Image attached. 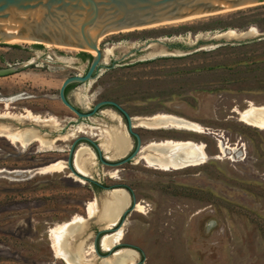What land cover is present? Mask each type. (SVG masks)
<instances>
[{
  "label": "rangeland",
  "instance_id": "374dc122",
  "mask_svg": "<svg viewBox=\"0 0 264 264\" xmlns=\"http://www.w3.org/2000/svg\"><path fill=\"white\" fill-rule=\"evenodd\" d=\"M252 27L264 33V1L193 22L105 34L97 76L69 91L70 100L84 109L111 99L133 117L168 113L205 128L203 133L134 128L144 145L166 139L203 142L209 159L198 166L163 170L136 159L110 166L94 154L90 175L105 185L129 186L144 206L131 210L121 227L120 242L145 253L132 251L136 256L128 264L143 259V264H264V129L240 121L237 112L251 103L264 105V37L212 40ZM37 44L0 42V67L32 62L0 76V112L11 116L0 119V129L35 128L55 140L50 148L39 141L25 148L0 136V264H68L55 255L50 228L75 215L87 217L88 203L106 191L69 168L40 171L67 160L78 136L101 138L102 146L104 140L109 143L108 130L120 126L131 137L126 119L111 106L70 123L78 116L61 101L59 90L65 78L83 74L91 60L80 55L81 49ZM17 95L22 98L7 108L3 100ZM28 110L57 120L37 123L25 118ZM67 133L73 134L59 138ZM220 141L230 147L226 155ZM96 230L86 239L85 253L92 260H100L92 251ZM91 259L87 262L93 264Z\"/></svg>",
  "mask_w": 264,
  "mask_h": 264
},
{
  "label": "water",
  "instance_id": "95a60500",
  "mask_svg": "<svg viewBox=\"0 0 264 264\" xmlns=\"http://www.w3.org/2000/svg\"><path fill=\"white\" fill-rule=\"evenodd\" d=\"M264 0H0V42H10L19 39L39 44L49 43L56 46H66L81 49L82 51L95 50L97 54H92L93 58L89 62L83 74H74L64 79L59 90L61 101L74 113L78 120L69 121L79 123L83 119H88L101 111L106 106H111L118 110L126 119L128 132L132 140V148L119 160H112L106 155L101 146V138L93 139L87 135H81L74 139L70 148L66 167L71 170L74 176L89 181L104 189L96 197V202L101 205L102 201L111 196L116 189L125 190L130 203L120 212L111 209L110 220L100 221L95 216L84 217L85 221L70 220L67 232L73 236L66 240L67 258L75 263L89 264L86 255V239L90 230L97 226L94 234L93 248L100 260H92L93 264H117L122 256H117L122 247L130 248L145 255L137 245L131 243H114L108 249L103 247V237L120 228L128 213L136 207L137 196L133 189L125 184L105 185L95 179L92 175L83 174L75 164L78 150L82 145L88 146L96 157L104 164L119 166L131 162L139 156L143 149L142 136L134 130L133 116L119 102L111 99H103L95 103L90 111L82 110L77 104L73 103L66 89L71 84H83L93 80L103 59V52L99 47V41L105 34L140 27L144 25L152 26L162 21L193 22L196 20L228 13L237 7H252L254 4ZM264 33L257 30L248 29L237 36L220 35L212 38L217 41L224 39L231 42H248L256 38H263ZM171 47V45H169ZM31 61H23L7 66L0 67V76H7L21 71L24 67L31 64ZM258 118H264V111L260 112ZM6 119V118H0ZM73 123V124H74ZM43 125H49L44 122ZM40 133V131H39ZM42 134V133H41ZM133 137V139H132ZM179 151L175 152L176 155ZM121 186H125L126 189ZM119 214L118 217L116 215ZM77 235V236H76ZM86 236V238H84ZM64 240V238H63ZM62 240V241H63ZM83 240V241H82ZM81 242V243H80ZM74 243L81 244L75 246ZM77 247V248H76ZM112 259L107 261L105 259ZM144 260V259H143ZM143 260L132 264H143ZM90 261V260H89ZM120 264V263H119Z\"/></svg>",
  "mask_w": 264,
  "mask_h": 264
},
{
  "label": "bare ground",
  "instance_id": "6f19581e",
  "mask_svg": "<svg viewBox=\"0 0 264 264\" xmlns=\"http://www.w3.org/2000/svg\"><path fill=\"white\" fill-rule=\"evenodd\" d=\"M248 7V5H246ZM246 6L237 7L243 8ZM180 21H162L157 24H167V23H177ZM149 25H144L140 27H132L124 30H133L137 28H143ZM254 31L257 30L255 27H252ZM241 32H238L234 29L228 31V33H222L221 35H230L237 36ZM220 36V35H218ZM24 41V40H11L10 42ZM154 46V45H153ZM113 50V49H112ZM92 54H97L95 50H88ZM108 51V50H107ZM110 51V50H109ZM112 52V51H111ZM22 98L21 95L12 96L3 100L5 102L6 107L10 106L11 102L17 101ZM264 111V105L259 106L251 103L246 109L238 110L240 121L258 127L260 129H264V118H258L260 112ZM110 115H108L109 117ZM8 112L2 113L0 112V118H10ZM26 119H31L33 121L38 122H46V121H54L57 120L55 117H43L39 114H34L32 111H27L25 116ZM113 119L114 116L112 115ZM110 118V119H111ZM133 125L134 127H146L149 129H162V128H173L178 130H187L191 132H205V128L196 121L189 120L184 117H180L174 114L168 113H158L152 116L147 117H133ZM55 124V123H54ZM56 126V125H55ZM78 128V127H77ZM83 127H79V131H83ZM110 134L109 143H106L104 140V145L102 147L111 153V157L116 158L126 154L132 148V140L128 136L125 130H122L120 126L116 128H112L108 130ZM73 134V133H72ZM72 134H63L60 135L59 138H68V136ZM0 136H4L8 138L12 143H19L23 147H27L33 141H39L41 146L43 147H52L55 140L48 139L45 135L40 134L39 131L35 128H25L21 130H10L0 129ZM57 139V138H56ZM63 139V140H65ZM219 148L221 153L226 155L227 148L229 146H225L223 141L219 142ZM236 150V148H234ZM177 155L175 152H177ZM209 159V155L206 151V145L203 142H194L190 140H174V139H166L160 142L155 140L149 141L146 145L143 146L142 151L139 153V156L136 158V161L144 160L149 166L160 168L163 170H177L186 168L189 166H198L205 163ZM94 160V152L86 145H82V147L77 152V157L75 160V164L80 172L83 174L90 175L92 170L90 168V164ZM66 167V163L62 160L53 162L41 169V173H49L56 171H63ZM113 176H116L113 174ZM82 180V179H81ZM129 204V197L123 189H116L111 193V196L106 197L102 204L99 205L96 200L88 203L87 212L88 215L93 217L95 216L97 219L101 220L104 218L106 221H114L115 219L110 220L109 213L111 209H117L119 212ZM111 206H114L112 208ZM144 206L140 203L136 204V209L141 211ZM119 214L116 215L118 217ZM71 220H79L85 221V218L82 215H75ZM70 221H66L64 223L58 224L50 228V237L52 240V247L54 249L55 255L61 257L68 264H82L75 263L72 260L67 258L66 249L64 246L66 245V240H69L70 234H65L67 232L68 225ZM122 227V226H121ZM118 228L117 233L114 234H106L102 240L103 247L108 249L114 243H118L122 239L123 231L122 228ZM114 231V232H115ZM68 237V238H67ZM64 238V240H63ZM63 240V241H62ZM79 247V246H78ZM77 248V247H76ZM127 250V251H125ZM131 250V251H130ZM94 251V248L92 249ZM136 250L126 248L120 250L117 256H122V259L117 264H128L129 260H133L132 257H135L136 253H131ZM107 261H112V259H105ZM90 264V263H89Z\"/></svg>",
  "mask_w": 264,
  "mask_h": 264
},
{
  "label": "trees",
  "instance_id": "16d2710c",
  "mask_svg": "<svg viewBox=\"0 0 264 264\" xmlns=\"http://www.w3.org/2000/svg\"><path fill=\"white\" fill-rule=\"evenodd\" d=\"M37 45H42V44H37ZM80 55L83 56V57H85V58H89L90 60H92V58H93L92 54H90V53H88V52H85V51L81 52ZM76 85H77V84H71V85H69V86L67 87V89H66V93L68 94L69 91H70L74 86H76ZM95 186H96V185H95ZM96 187H98V186H96Z\"/></svg>",
  "mask_w": 264,
  "mask_h": 264
},
{
  "label": "flooded vegetation",
  "instance_id": "af4514ba",
  "mask_svg": "<svg viewBox=\"0 0 264 264\" xmlns=\"http://www.w3.org/2000/svg\"><path fill=\"white\" fill-rule=\"evenodd\" d=\"M110 67H112V66H110ZM79 107H80V106H79ZM80 108H81L82 110H84V111H90V110H91V108H90V109H84L83 107H80ZM97 114H98V113H97ZM97 114H96V115H97ZM94 116H95V115H94ZM98 160H99V162H101L99 158H98ZM101 163H102V162H101ZM96 186H97V185H96ZM113 233H114V232H113Z\"/></svg>",
  "mask_w": 264,
  "mask_h": 264
}]
</instances>
